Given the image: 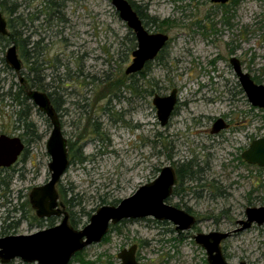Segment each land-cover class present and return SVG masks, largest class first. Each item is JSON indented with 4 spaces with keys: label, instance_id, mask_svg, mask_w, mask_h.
Wrapping results in <instances>:
<instances>
[{
    "label": "rangeland",
    "instance_id": "1",
    "mask_svg": "<svg viewBox=\"0 0 264 264\" xmlns=\"http://www.w3.org/2000/svg\"><path fill=\"white\" fill-rule=\"evenodd\" d=\"M4 1L8 7L18 5L16 13L1 11L6 21L24 19L28 28L17 29L22 38L29 37L31 46L41 42L38 63L46 93H55L63 136L81 146L83 161L71 163L57 185V190L67 193L66 200L73 198L66 210L80 219L77 229L100 207L116 206L153 181L163 167L176 169L181 162L192 161L196 171L193 180L187 177L178 184L177 193L166 202L189 209L198 220L191 230L177 233L171 222L151 217L125 220L69 264H121L116 255L133 244L138 249L136 259L143 264H207L205 251L192 236L232 231L236 221L245 218L247 207L264 206V172L244 166L239 158L249 142L244 133L253 140L264 136L263 112L230 101L228 92L229 87H239L228 63L231 55L264 85V0L225 6L210 0H131L142 14L157 21L146 26L148 31L161 29L170 39L161 59L147 69L155 83L154 94L164 96L177 89V112L164 127L156 118L152 96L135 99L127 89H117L127 78L124 71L136 46L110 0H51L60 5L55 15L46 9V0H27L24 6L23 0ZM28 14H36L38 20L31 24ZM61 16L63 21L58 19ZM7 46H0V96L18 82L1 61ZM109 84L114 86L108 88ZM18 111L15 103L0 97L2 134L23 133L15 123ZM243 112L248 115L246 131L225 132L222 142L216 143L208 133L211 121L223 117L238 123ZM29 120L40 137L25 143V156L14 172L7 173L9 203L0 198V233L6 231L7 215L19 217L13 212L23 201L19 195L27 201L28 219L12 234H32L61 219L43 221L41 226L33 219L28 196L32 188L49 180L46 141L52 126L36 107ZM4 193L0 188V195ZM222 251L231 264H264V224L231 235L222 243ZM8 264L29 263L15 259Z\"/></svg>",
    "mask_w": 264,
    "mask_h": 264
},
{
    "label": "water",
    "instance_id": "2",
    "mask_svg": "<svg viewBox=\"0 0 264 264\" xmlns=\"http://www.w3.org/2000/svg\"><path fill=\"white\" fill-rule=\"evenodd\" d=\"M228 0H211L212 3H226ZM111 5L118 12L119 18L133 32L136 39V49L131 53L132 60L124 73L126 75L141 71L145 64L154 60L168 41L164 34L148 33L136 13L126 0H111ZM0 34L6 35V21L0 12ZM4 60L6 65L18 75V82H23L20 76L22 63L18 58L14 45L7 47ZM230 65L238 77L248 101L253 107L264 111V85L255 84L250 76L243 73L239 61L232 57ZM26 95L31 103L43 113L52 126L46 141V152L50 157L47 165L49 180L38 187L32 188L28 201L37 218L62 217L59 224L39 230L28 235H8L0 238V263L8 264L15 259L24 263L36 264H69L71 259L85 248L98 244L107 235L110 225H116L123 220H134L151 217L158 221H169L178 232L189 230L195 223V218L187 212L170 206L165 201L171 196L176 185V177L172 167L160 169L158 176L151 182L137 188L128 198L121 200L116 206H102L89 218L82 229H74L68 222V213L59 201L57 185L69 167L67 140L63 136L58 115L53 108L48 95L37 90H27ZM176 102V90L167 96L155 95L151 101L156 109L159 124L164 126ZM222 120H217L212 133L223 129ZM24 145L18 137L0 136V168L13 165L22 153ZM242 159L251 165L264 168V137L254 140L250 147L242 153ZM245 218L236 221L237 228L228 232L211 231L197 233L194 242L206 254L207 264H231L226 261L222 243L231 235L251 228L253 225L264 224V206L247 207ZM136 245L117 254L121 264H140L135 260ZM238 264H247L243 261Z\"/></svg>",
    "mask_w": 264,
    "mask_h": 264
},
{
    "label": "trees",
    "instance_id": "3",
    "mask_svg": "<svg viewBox=\"0 0 264 264\" xmlns=\"http://www.w3.org/2000/svg\"><path fill=\"white\" fill-rule=\"evenodd\" d=\"M52 7L46 8L47 10L54 11V9L58 8L55 4L51 3ZM14 5V4H11ZM54 7V8H53ZM0 10L2 12H5L7 14H12L16 13L17 7H8L6 5V1L0 0ZM56 11V10H55ZM57 13V12H56ZM157 21L153 17H149L147 19V23L150 24H155ZM24 27V19L21 20L20 17H17L14 21L9 20L8 21V29H9V35L7 36H1L0 35V46L1 47H6L8 44H13L15 45L19 58L21 60L22 65L27 69V73L25 74L23 71V66H22V71L20 73V76L23 77V83L20 84L19 82L13 83L10 85L7 89V91L2 94L0 97L3 98H8L11 100V102L15 103L16 106L19 108V111L17 112V118L16 122L18 123L19 126L18 128H21L23 130V133L20 135V137L24 140V143L26 145L34 142L36 139H39V135L36 134L35 131V126L34 124L29 120L31 116L32 110L35 108L34 105L31 103V101L28 99L26 95V90H37L46 93V86L43 84V79L41 78V67L42 65L38 63V57L36 53V46L33 47V54H31L27 49V46L25 44V39L22 38V33L19 32L17 29L23 28ZM160 31H162L160 29ZM132 42H134V39H131ZM164 51V50H163ZM160 53L159 57L157 59H161L162 53ZM2 63H4V60L1 59ZM149 64L147 63L145 67L143 68L142 71L138 73L139 78L130 80L128 78H125L126 80L117 88L118 90L123 87V89H127L132 93L133 95H137L139 97H144L145 95L147 96H152L153 95V89H151V82L152 79L148 78L149 71L147 69L149 68ZM15 76H18L15 74ZM108 88H112L114 84H109ZM117 90V91H118ZM50 99V102L53 106V108L57 111L59 108L58 103H56V99L54 98L55 93H46ZM67 149H68V160H69V165L73 163L75 160L77 161H83L82 153H81V146L75 147V144L72 142L68 141L67 142ZM27 149V148H26ZM25 149V152L23 154V157L25 156L27 150ZM194 166L192 164V161L189 163H181L179 164L175 171L176 175L178 178V183L179 185H182L184 182V179L187 177L193 180V177L195 176L196 171L193 170ZM261 170V172H264V169H258ZM8 187L7 185L5 188ZM58 195H59V201L62 199V202L64 207L68 209L69 207H72V201L73 198L66 200L67 193L60 189L57 190ZM177 193V189L175 191ZM29 211V209H28ZM69 214V224L74 228L77 229V227L80 225V219H74L73 215L71 212ZM33 219L36 221V224L38 226H41L44 222L37 220L35 216H33ZM52 218L49 220H45V222H51ZM53 227V226H50ZM80 255V253H77L75 257Z\"/></svg>",
    "mask_w": 264,
    "mask_h": 264
},
{
    "label": "flooded vegetation",
    "instance_id": "4",
    "mask_svg": "<svg viewBox=\"0 0 264 264\" xmlns=\"http://www.w3.org/2000/svg\"><path fill=\"white\" fill-rule=\"evenodd\" d=\"M27 2V0H23V6H24V4H27V3H25V2ZM128 3H129V5L131 6V8H132V10L136 13V15H137V17L140 19V21L142 22V25H143V27H144V29L148 32V33H150V34H155V33H160V34H164V35H166L163 31H160V29L159 30H157V31H155V32H150V31H148V29H147V25H148V23H147V19L149 18L147 15H144V14H142V12H140L139 10H140V8L139 7H137L136 5H135V3H133L131 0H126ZM238 1H240V0H228L226 3H213V4H215V5H220V6H225V5H227L228 3H231L232 5H235ZM110 2H111V0H110ZM210 2H211V0H210ZM46 3H47V5H46V8H48V7H52L51 5V3H53L51 0H46ZM212 3V2H211ZM53 4H55L58 8H59V4L58 3H53ZM14 5H16V7H18V5L17 4H14ZM54 8V7H53ZM58 8H56V9H54V11H51L54 15L55 14H59V10H58ZM56 10V11H55ZM116 11V10H115ZM0 12H1V10H0ZM57 12V13H56ZM38 13V12H37ZM116 13H117V15H118V17H119V14H118V12L116 11ZM1 14H2V12H1ZM3 16V15H2ZM50 16V15H49ZM51 17V16H50ZM52 18V17H51ZM5 19V18H4ZM28 19H29V21H30V23L32 24V23H34L35 21H37L38 20V18H37V15L36 14H28ZM58 19L60 20H62L63 21V18H62V16L59 18L58 17ZM120 19V18H119ZM121 20V19H120ZM5 21H6V19H5ZM122 21V20H121ZM123 22V21H122ZM125 23V22H124ZM150 24H152V23H150ZM125 25H126V23H125ZM24 27L25 28H28V26H25L24 25ZM23 27V28H24ZM33 28L35 29V31H37L38 29H37V26H33ZM128 28V27H127ZM129 29V28H128ZM6 30H7V34L6 35H4V37L5 36H7V35H9V29H8V21H6ZM130 30V29H129ZM1 35V34H0ZM1 36H3V35H1ZM130 36H131V39L133 38L134 39V44H135V46H136V39H135V36H134V34H133V32L130 30ZM167 37H168V35H166ZM169 41H170V39H169V37H168V41L166 42V44L164 45V47L160 50V52L158 53V55L156 56V58L154 59V60H156L158 57H159V55H160V53L163 51V50H165V48L167 47V45L169 44ZM30 38L29 37H27L26 39H25V44L27 45V46H31L30 44ZM41 42H36V43H32L33 45L31 46V48L30 49H28V50H30L29 52L31 53V54H33V47L34 46H36V44H37V46H36V53H37V57L38 58H40L41 57V54H42V47H40L39 46V44H40ZM10 45H13V44H10ZM9 45V46H10ZM15 46V45H14ZM8 47V46H7ZM7 49V48H6ZM136 49V48H135ZM164 52V51H163ZM17 54H18V51H17ZM132 57V56H131ZM232 57H234V55H231L230 56V58L228 59V63H229V66H230V68H232V66L230 65V59L232 58ZM18 58H19V55H18ZM234 58H236V57H234ZM20 59V58H19ZM237 59V58H236ZM132 60V59H131ZM154 60H152V61H150V62H148V63H151V62H153ZM238 60V59H237ZM21 61V60H20ZM239 61V63H240V66H241V70H242V72L243 73H246V74H248L249 76H250V78L252 79V81L255 83V84H258V85H263V84H259V82L258 81H256V79H254L249 73H247L246 71H244L243 70V67H242V63L240 62V60H238ZM4 62H5V60H4ZM6 64V63H5ZM147 64V63H146ZM145 64V65H146ZM7 66V65H6ZM145 67V66H144ZM143 70V69H142ZM141 70V71H142ZM232 71H233V68H232ZM140 72V71H139ZM139 72H137V73H133V74H129V75H126L125 73V76L128 78H130V77H133V76H138V73ZM233 73H234V71H233ZM234 75L236 76V74L234 73ZM138 79V78H137ZM236 79H237V81H238V77L236 76ZM23 83V82H22ZM22 83H20V84H22ZM238 85H239V87L237 86V88L235 87V88H233V87H229L228 88V92H229V94H230V101H232V102H242L243 103V105L245 106V107H247V109H249L250 111H252L253 110V108H255V107H253L252 106V104L248 101V99H247V97H246V95H245V93H244V91H243V89L241 88V85H240V83H239V81H238ZM150 86H151V89H153V92L155 91V83H153V81L151 82V84H150ZM175 88H173V89H171L170 90V92L167 94V95H169L170 93H171V91L172 90H174ZM176 90V102H175V105L173 106V109H172V111H171V113H170V116H169V118H168V121H167V123L164 125V126H166L168 123H169V121H170V119L171 118H173L174 116H175V114H176V112H177V108H178V97H177V89H175ZM26 92H27V90H26ZM155 95H158V94H154L153 93V95H152V99H153V97L155 96ZM167 95H164V96H167ZM135 96V99L136 98H138L139 99V96H137V95H134ZM158 96H162V95H158ZM152 101V100H151ZM152 104V103H151ZM153 106V105H152ZM154 107V106H153ZM154 109H155V107H154ZM255 109H258V110H261L262 112H263V117H264V111L262 110V109H259V108H255ZM56 111V110H55ZM155 112H156V109H155ZM56 113H57V111H56ZM247 113V112H246ZM246 113L245 112H243V115H240V118H241V120H243V121H239L238 123L237 122H234V121H230V120H227V118H223V117H218V118H214L213 119V121H211V126H210V129L208 130V133L213 137V140H215V142L216 143H218L219 142V140H221V142H222V140H223V138H222V136H223V133H225V132H228V131H231L232 133H234V132H236V133H244L243 131H246V129H245V127H246V125H245V123H246V119L248 118V115L245 117V115H246ZM57 115H58V113H57ZM58 118H59V115H58ZM156 118H157V116H156ZM222 120V122H223V126H225L223 129H221V130H219L218 132H215V133H212V129H213V125H214V123L217 121V120ZM59 121H60V119H59ZM243 124V125H242ZM161 126V125H160ZM164 126H161V127H164ZM2 135H4V136H8V135H5V134H2L1 132H0V136H2ZM8 137H18L20 140H21V142H22V144L24 145V149H23V151H22V153L19 155V157H18V159H17V161L19 160V158L21 157V155H23L24 154V152H25V149H26V146H25V143H24V140L20 137V136H8ZM264 136H262V137H260V138H263ZM244 138H245V140H249V142L245 145V148H244V150L241 152V154H240V160L243 162V164H244V166H246V167H256V168H258V169H264V168H260V167H258V166H256V165H251V164H248V163H246L243 159H242V157H241V155H242V153L243 152H245L249 147H250V145H251V143L254 141L253 140V138L251 137V138H248L247 136H246V133H244ZM260 138H257V139H260ZM257 139H255V140H257ZM77 144L78 145H80L79 144V142L77 141ZM67 151H68V149H67ZM210 156V155H209ZM17 161L13 164V165H11L10 167H8V168H0V188L2 189V191H6V193H4V194H1L0 195V198H1V200H3L5 197H6V195H8L9 194V184H10V175H7V173H9V172H14L16 169L14 168L15 167V164L17 163ZM182 163V162H181ZM174 170V173H175V177H176V185L173 187V189H172V193H171V196L167 199V200H169L172 196H173V194L175 193V191H176V189H177V185L179 184L178 183V178H177V175H176V171H175V169H173ZM22 176V175H21ZM23 178V177H22ZM185 180H187V179H184V181ZM8 186V187H6L5 188V186ZM20 199H21V201H22V199H23V201L21 202V204L17 207V208H14L13 209V212H18L19 213V217L18 218H12V215H7V218H6V220H7V225L3 228L4 230H6L5 232H2V233H0V238H2V237H5V236H8V235H17V234H12L13 232H15V229L21 224V222H24V220H27L28 219V213H29V211H28V204H27V201L24 203V196H18ZM8 199L9 198H7L6 197V199H5V204H8L9 203V201H8ZM167 200L165 201V203L167 202ZM29 202V201H28ZM167 204V203H166ZM169 205V204H168ZM171 206V205H170ZM175 207V206H174ZM31 208V207H30ZM177 208V207H176ZM65 209V211L67 212V210H66V208H64ZM178 209H180V208H178ZM181 210H183V211H185V212H187L188 214H190V215H192L191 213H190V211H189V209H186V210H184V209H181ZM68 213V212H67ZM35 214V213H34ZM194 218H195V220H196V223L189 229V230H191L193 227H195L196 225H197V219H196V217L194 216V215H192ZM36 217V216H35ZM37 218V217H36ZM51 218H57V217H50V218H42V219H40V218H37V220H39V221H45V220H49V219H51ZM58 218H62L61 216L60 217H58ZM68 219H69V214H68ZM11 220H13V221H11ZM61 220V219H60ZM123 221H125V220H123ZM158 221V220H157ZM69 222V221H68ZM122 222V221H121ZM120 223V222H119ZM118 223V224H119ZM117 225V224H116ZM112 226H114V225H110V227H109V229L112 227ZM238 227V226H237ZM174 230H175V226H174ZM189 230H186V231H189ZM176 231V230H175ZM177 233H183V232H185V231H182V232H178V231H176ZM199 233H202V232H199ZM197 234V233H196ZM194 236V235H193ZM193 236H192V238H193ZM133 245H136V244H133ZM131 247V246H130ZM129 247V248H130ZM128 248V249H129ZM128 249H125V250H128ZM124 250V249H123ZM137 245H136V250H135V260L138 262V263H140V264H143V263H141V262H139L137 259H136V254H137ZM122 251V250H121ZM82 252V251H81ZM81 252H79V253H81ZM116 257H117V255H116ZM121 262V261H120Z\"/></svg>",
    "mask_w": 264,
    "mask_h": 264
}]
</instances>
